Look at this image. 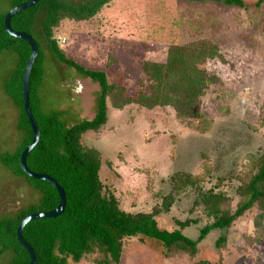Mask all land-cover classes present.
<instances>
[{
	"label": "rangeland",
	"instance_id": "1",
	"mask_svg": "<svg viewBox=\"0 0 264 264\" xmlns=\"http://www.w3.org/2000/svg\"><path fill=\"white\" fill-rule=\"evenodd\" d=\"M81 4L90 0H61ZM242 0L244 6L222 2L185 0H110L89 24L64 22L55 36L65 39L59 45L64 53L89 69L106 70L110 82L123 86L128 95L136 92L143 61L162 62L169 45L198 38L216 43L224 61L215 59L206 65L221 85L209 91L202 112L211 125L206 132L182 126L169 108L145 110L129 106L123 111L108 108V122L98 133L86 132L82 145L97 148L104 162L101 181L117 197L127 212H148L155 203L153 195L167 190V178L175 171L197 173L201 154L216 165L206 189L217 185V178L229 172L246 171L249 156L264 151V2ZM8 0H0V13L9 9ZM40 13L32 30L43 53L42 82L37 90L40 112H63L60 120L66 128L95 113L99 87L73 69L59 63L43 41ZM20 64L12 51L0 53V154L12 153L20 145L23 133L17 130L18 111L4 91ZM228 109L224 114L222 108ZM262 126V127H261ZM236 182L223 183L222 190L234 197ZM217 190V191H218ZM40 193L24 178L16 177L0 163V220L14 217L36 204ZM192 198H181L170 213L159 218L165 229L175 228L174 220L195 219L197 224L184 230L196 239L199 229L209 221L199 211L189 214ZM254 209L239 218L227 232L214 230L198 244L194 260L187 256L165 258L161 244L134 237L124 244L119 264H193L199 260L211 264H264V241L248 244L255 236ZM226 235L225 248L216 241ZM12 253L0 254L7 264ZM68 264H73L69 262ZM78 264H91L82 260Z\"/></svg>",
	"mask_w": 264,
	"mask_h": 264
},
{
	"label": "trees",
	"instance_id": "2",
	"mask_svg": "<svg viewBox=\"0 0 264 264\" xmlns=\"http://www.w3.org/2000/svg\"><path fill=\"white\" fill-rule=\"evenodd\" d=\"M28 1L8 0L9 9ZM109 1L90 0L72 4L61 0H40L33 7L15 14L10 21L12 30L32 36L36 20L43 13L40 33L55 59L99 87L95 113L90 120L66 128L60 120L63 112L42 114L36 94L42 82L44 56L40 44L33 38L38 55L30 73L29 106L40 136L37 145L27 156L26 165L33 173L46 175L56 181L66 197V206L61 215L54 219L30 221L22 231L23 239L35 254V264H78L85 259L91 264H119L125 242L138 236L159 242L165 258L187 256L194 260L198 254V244L210 232H227L239 218L254 209L257 211L254 218L255 236L248 237L247 242L253 244L264 241V151L258 156H249L246 171L242 170L240 174L229 172L224 178H217L216 187L209 189L204 188L203 183L212 179L216 165L209 156L201 154L199 171L173 172L167 178V190L153 195L155 203L148 212L122 210L115 194L105 189L101 181L105 164L102 153L97 148L83 146L82 137L86 132L98 133L102 130L108 122V108L119 111L129 106L147 111L169 108L174 118L185 128L194 129L195 126L197 132H206L211 123L205 119L202 102L209 91L221 85L218 76L210 73L206 65L215 59L224 61L218 45L210 39L198 38L171 44L162 62H142L136 92L133 96L128 95L125 87L110 82L107 77L106 70L113 67L115 58L108 57L110 62L104 70L89 69L67 56L55 39V32L64 22L88 25ZM185 1H214L244 6L242 0ZM263 2L258 0L256 5L259 7ZM7 11L0 13V53H16L20 64L4 91L18 111L17 130L23 133V138L14 152L0 154V163L14 176L24 178L40 193V198L36 204L22 209L14 217L0 220V254L7 251L12 253L7 264H28L29 255L18 243L16 229L25 217L55 209L59 196L49 183L25 176L19 165L22 151L33 138L21 93L23 70L31 50L24 40L11 37L5 31L3 21ZM222 110L224 114L228 112L226 107ZM105 165L111 168V164ZM224 182L237 183L234 197L218 190ZM184 197L192 198L190 215L198 210L201 217L209 221L199 229L194 240L183 232L197 224V220H174L175 228L170 230L161 227L158 222ZM226 241L225 234L219 236L216 248H225ZM193 264L211 263L199 260Z\"/></svg>",
	"mask_w": 264,
	"mask_h": 264
},
{
	"label": "water",
	"instance_id": "3",
	"mask_svg": "<svg viewBox=\"0 0 264 264\" xmlns=\"http://www.w3.org/2000/svg\"><path fill=\"white\" fill-rule=\"evenodd\" d=\"M39 1L40 0H30L28 2L22 3L18 6H15V7L9 9L7 11V13L5 14L4 21H3L4 29L7 32V34L10 35L11 37L24 40L29 45L30 50H31L30 56H29V58L25 64V67L23 70L21 93H22L23 109H24L25 115L28 119L29 125L31 127L33 138L31 140L30 144L27 147H25V149L22 151L20 158H19V165H20V168H21V170L25 176L32 178V179H35V180L45 181V182L49 183L56 190V192L58 193V196H59V203L55 209L48 211V212H45V213L31 214V215L25 217L19 223V225L16 229L17 241L27 251V253L29 255L30 260H29L28 264H35L36 258H35V254H34L32 248L26 243V241L22 237V231H23L24 227L26 226V224L28 222L33 221V220L44 219V218L45 219H54L63 213L65 206H66L65 193L62 190V188L60 187V185H58V183L56 181H54L52 178H50L46 175L33 173L32 171H30L28 169V167L26 165L27 156L34 149V147L37 145V143L39 141V136H40L36 120H35L32 112H31V109L29 106L30 73H31L33 64H34V62L37 58V55H38V48H37L36 42L32 36H30L26 33L17 32V31L12 30V28L10 26V21H11V18L15 14H17L23 10H26L28 8L33 7Z\"/></svg>",
	"mask_w": 264,
	"mask_h": 264
},
{
	"label": "built area",
	"instance_id": "4",
	"mask_svg": "<svg viewBox=\"0 0 264 264\" xmlns=\"http://www.w3.org/2000/svg\"><path fill=\"white\" fill-rule=\"evenodd\" d=\"M55 39H56V42H57L59 45H63V44H65V39L60 38V37H57V38H55Z\"/></svg>",
	"mask_w": 264,
	"mask_h": 264
},
{
	"label": "crops",
	"instance_id": "5",
	"mask_svg": "<svg viewBox=\"0 0 264 264\" xmlns=\"http://www.w3.org/2000/svg\"><path fill=\"white\" fill-rule=\"evenodd\" d=\"M94 116V115H93ZM93 116L91 117V119L93 118Z\"/></svg>",
	"mask_w": 264,
	"mask_h": 264
}]
</instances>
